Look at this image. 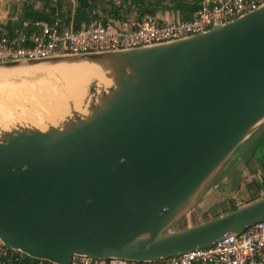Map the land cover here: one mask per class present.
Wrapping results in <instances>:
<instances>
[{
    "label": "water",
    "instance_id": "obj_1",
    "mask_svg": "<svg viewBox=\"0 0 264 264\" xmlns=\"http://www.w3.org/2000/svg\"><path fill=\"white\" fill-rule=\"evenodd\" d=\"M87 66L78 103L43 127L0 126V242L53 264L153 262L264 218V197L179 231L264 125V5L185 39L0 63ZM78 104V105H77Z\"/></svg>",
    "mask_w": 264,
    "mask_h": 264
},
{
    "label": "built area",
    "instance_id": "obj_2",
    "mask_svg": "<svg viewBox=\"0 0 264 264\" xmlns=\"http://www.w3.org/2000/svg\"><path fill=\"white\" fill-rule=\"evenodd\" d=\"M264 5V0H201L191 19L166 21L152 14L97 20L74 29L61 18L25 21L13 29L0 17V63L62 55L121 51L185 39L229 23ZM0 264H53L33 259L0 242ZM69 264H264V218L215 243L153 262L73 256Z\"/></svg>",
    "mask_w": 264,
    "mask_h": 264
},
{
    "label": "rangeland",
    "instance_id": "obj_3",
    "mask_svg": "<svg viewBox=\"0 0 264 264\" xmlns=\"http://www.w3.org/2000/svg\"><path fill=\"white\" fill-rule=\"evenodd\" d=\"M105 15L106 14L101 16V18L98 20H105ZM39 77L46 76L43 73H39L37 75L31 76L28 80L29 82H36L41 79ZM21 81L22 80L19 78H12L11 80V82H14L15 84H18ZM47 95L43 94L42 97H37L39 95H34L35 98L34 96L30 95L32 97L28 96L27 98L29 99L25 98L26 96L23 99L19 97L21 100L15 97L8 99V97L2 96V98H0L1 108L11 111L12 115L6 118V120L2 119L0 115V126L2 128H10L11 125L16 126L17 122L18 124L26 123L43 127V121H50L46 119L47 117L45 116L47 115L41 117L40 114H42V108L45 107L49 109L54 104L52 99L49 101L46 99ZM12 98L13 100H11ZM14 99L19 101H15ZM36 99L37 102H35ZM17 103L19 104L17 105ZM31 106L32 108H29ZM46 113H48V111ZM28 116H30L34 123L27 120L29 119ZM37 121H39L41 124ZM263 138L264 125L254 135L248 138L244 144H242V146L236 151L228 164L225 166L219 182L210 188V190L204 195L197 206L186 217L177 222L172 227L171 231L187 229L264 197V185L262 183L264 173V163L262 162V159H264V148H257V144L260 140L262 141ZM254 184L260 185V187L256 190ZM241 187L243 190H240ZM248 187L250 189H247Z\"/></svg>",
    "mask_w": 264,
    "mask_h": 264
},
{
    "label": "crops",
    "instance_id": "obj_4",
    "mask_svg": "<svg viewBox=\"0 0 264 264\" xmlns=\"http://www.w3.org/2000/svg\"><path fill=\"white\" fill-rule=\"evenodd\" d=\"M88 1L90 5L94 6L90 10H92L93 15H96L95 19L97 20L101 18V16H104V14H106V19H111L113 17L117 19H119L118 17L130 19L134 17H141L145 14H152L166 21L188 20L192 18L194 13L193 8L194 5H196L195 0ZM93 1L94 3H92ZM57 2V0H50L49 8H45L44 3L38 0H0V17L3 18L6 24L5 26L9 29H14L18 25L15 18L25 21L41 20L34 19L39 15L36 11L49 12L50 8H55V14L52 18L61 17V13H65L69 9L73 12L77 6V2L75 0H60V8H58ZM144 9L145 13H142ZM247 189H249V187ZM240 190H243V188L241 187Z\"/></svg>",
    "mask_w": 264,
    "mask_h": 264
},
{
    "label": "bare ground",
    "instance_id": "obj_5",
    "mask_svg": "<svg viewBox=\"0 0 264 264\" xmlns=\"http://www.w3.org/2000/svg\"><path fill=\"white\" fill-rule=\"evenodd\" d=\"M39 73H43L46 77H39L41 78L39 79V81L29 82L28 79L31 76L37 75ZM93 74H94V71L90 67L70 66V65H57L54 67H50L48 69H44V68L40 69V68L32 67V68H26V69L13 68L10 70H0V98H2V96H6L8 97V99L11 97H15V98L20 97L21 99H23L25 96H26L25 98H27L30 95L32 96L39 95L37 97H42L43 94H46V95L48 94L46 99L48 101L52 99L54 101V104L51 107L49 106L50 107L49 109L43 107L42 114L40 115L41 117L42 116L44 117V115H47L45 116L47 117L46 119H48L49 121H53L54 119L61 117L63 115L64 107H65V100L68 99V97L70 96L74 97L75 98L74 100L76 101V103H78V100L81 97L82 83L88 80ZM12 78H19L22 81L18 84H15L14 82H11ZM11 100H13V98ZM15 101H19V100L16 99ZM35 102H37V99ZM19 103H17V105ZM29 108H32V106ZM47 111L48 113H46ZM0 115L2 119L6 120V118L10 117L12 114H11V111L4 110L0 106ZM28 118L29 119L27 120L32 121L30 116H28ZM32 122L34 123V121ZM16 124L18 123L16 122Z\"/></svg>",
    "mask_w": 264,
    "mask_h": 264
},
{
    "label": "trees",
    "instance_id": "obj_6",
    "mask_svg": "<svg viewBox=\"0 0 264 264\" xmlns=\"http://www.w3.org/2000/svg\"><path fill=\"white\" fill-rule=\"evenodd\" d=\"M42 1L45 5V8H49V2L50 0H38ZM58 2V8H60V0H57ZM77 2V6L73 12H71V9H69L65 13H61V18L66 22L67 25H70L72 23L74 29H79L82 24H90L91 22L96 21V15H93L91 8L94 6L89 4L88 0H75ZM196 5H194L193 12H195L196 9H198L201 0H195ZM94 3V1L92 2ZM68 7V6H67ZM55 8H50L49 12H42V11H36V13H39L38 17H35L34 19H46V20H53L52 16L55 14ZM142 13H145V9L142 11ZM119 14V12H118ZM37 15V14H35ZM119 19L121 17H118ZM264 148V138L263 140L259 141L257 144V148ZM264 156V155H263ZM262 162L264 163V159H262ZM264 171V168H263ZM262 183L264 185V173H263V179ZM255 189L257 190L260 185H255ZM250 189V188H249Z\"/></svg>",
    "mask_w": 264,
    "mask_h": 264
}]
</instances>
